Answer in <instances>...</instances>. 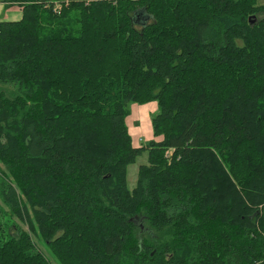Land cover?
<instances>
[{
	"label": "trees",
	"instance_id": "obj_1",
	"mask_svg": "<svg viewBox=\"0 0 264 264\" xmlns=\"http://www.w3.org/2000/svg\"><path fill=\"white\" fill-rule=\"evenodd\" d=\"M2 1L0 264H264V3Z\"/></svg>",
	"mask_w": 264,
	"mask_h": 264
},
{
	"label": "rangeland",
	"instance_id": "obj_2",
	"mask_svg": "<svg viewBox=\"0 0 264 264\" xmlns=\"http://www.w3.org/2000/svg\"><path fill=\"white\" fill-rule=\"evenodd\" d=\"M58 4L61 0H51ZM258 3H264V0H258ZM72 15L75 16L74 13ZM78 28V23H74V29ZM0 91H4L7 94L11 93L12 89L8 87L6 84L0 83ZM134 108H138L140 113L138 112L137 115L139 117V120H134ZM145 110V111H144ZM144 111V112H143ZM158 112V107L155 101H152L148 104L140 105V104H132L130 106V115L127 119V124L130 129V134L132 137V140L135 141L138 145H145L151 138V119L153 116L156 115ZM147 163V153L144 152L140 156L136 158V160L129 164L127 166V173H126V182H127V188L132 190L135 185L138 178V168L142 164ZM1 199V196H0ZM6 207L0 200V210L5 209ZM4 211V210H3ZM8 211V210H6ZM14 223H17L20 226L26 227L23 222H21L17 217L12 216L10 218V214L7 212H1L0 213V222L4 227H7L8 225H13ZM35 244L38 248L41 249V251L44 253L45 257L52 263V264H59L55 258L50 253L48 247L42 243L37 238L33 237Z\"/></svg>",
	"mask_w": 264,
	"mask_h": 264
},
{
	"label": "crops",
	"instance_id": "obj_3",
	"mask_svg": "<svg viewBox=\"0 0 264 264\" xmlns=\"http://www.w3.org/2000/svg\"><path fill=\"white\" fill-rule=\"evenodd\" d=\"M21 15H22V6L21 5H18V4L8 5V4H5L2 0H0V21H2V20H18L21 18ZM140 111L141 110H139L138 108H134L133 113H134V120L135 121L139 120L137 113L138 112L140 113ZM151 135H152V133H151Z\"/></svg>",
	"mask_w": 264,
	"mask_h": 264
},
{
	"label": "built area",
	"instance_id": "obj_4",
	"mask_svg": "<svg viewBox=\"0 0 264 264\" xmlns=\"http://www.w3.org/2000/svg\"><path fill=\"white\" fill-rule=\"evenodd\" d=\"M168 154V152H166V155Z\"/></svg>",
	"mask_w": 264,
	"mask_h": 264
}]
</instances>
